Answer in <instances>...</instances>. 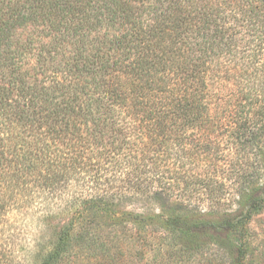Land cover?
I'll list each match as a JSON object with an SVG mask.
<instances>
[{
    "label": "trees",
    "instance_id": "obj_1",
    "mask_svg": "<svg viewBox=\"0 0 264 264\" xmlns=\"http://www.w3.org/2000/svg\"><path fill=\"white\" fill-rule=\"evenodd\" d=\"M263 208L264 0H0V264H246Z\"/></svg>",
    "mask_w": 264,
    "mask_h": 264
},
{
    "label": "rangeland",
    "instance_id": "obj_2",
    "mask_svg": "<svg viewBox=\"0 0 264 264\" xmlns=\"http://www.w3.org/2000/svg\"><path fill=\"white\" fill-rule=\"evenodd\" d=\"M129 208H137V206H129ZM11 223L14 226L13 230L17 231V240L15 252L22 250L20 255H23L26 250V245L21 244L25 241L22 240L21 231L27 227V223H17L20 220L15 215L10 217ZM141 247L134 243H125L121 245L111 244L110 256L108 258L98 257L92 254H88L86 249L74 248V250L62 258L57 264H159L156 259L155 252L150 248V242L140 241ZM147 243V244H145ZM247 246L248 255L246 264H264V208L253 216L251 221L247 225ZM140 249H146V257L141 259L137 254ZM96 252V251H95ZM97 253V252H96ZM18 254V255H19ZM122 254V259L117 258V255ZM204 264H219L213 262H205ZM222 264V263H221Z\"/></svg>",
    "mask_w": 264,
    "mask_h": 264
}]
</instances>
